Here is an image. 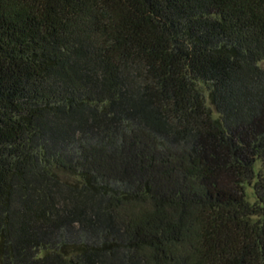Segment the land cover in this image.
Returning a JSON list of instances; mask_svg holds the SVG:
<instances>
[{"label":"trees","instance_id":"1","mask_svg":"<svg viewBox=\"0 0 264 264\" xmlns=\"http://www.w3.org/2000/svg\"><path fill=\"white\" fill-rule=\"evenodd\" d=\"M262 62L264 0H0V264H264Z\"/></svg>","mask_w":264,"mask_h":264},{"label":"rangeland","instance_id":"2","mask_svg":"<svg viewBox=\"0 0 264 264\" xmlns=\"http://www.w3.org/2000/svg\"><path fill=\"white\" fill-rule=\"evenodd\" d=\"M261 65L264 66V62H262ZM257 166H259V163L256 164V167ZM249 193H251L250 190H249Z\"/></svg>","mask_w":264,"mask_h":264}]
</instances>
